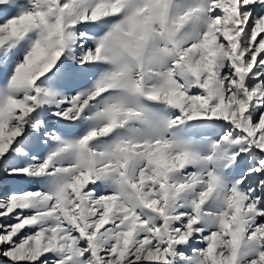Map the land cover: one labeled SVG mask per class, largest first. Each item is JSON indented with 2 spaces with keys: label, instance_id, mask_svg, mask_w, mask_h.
<instances>
[{
  "label": "snow or ice",
  "instance_id": "obj_1",
  "mask_svg": "<svg viewBox=\"0 0 264 264\" xmlns=\"http://www.w3.org/2000/svg\"><path fill=\"white\" fill-rule=\"evenodd\" d=\"M0 264H264V0H0Z\"/></svg>",
  "mask_w": 264,
  "mask_h": 264
}]
</instances>
